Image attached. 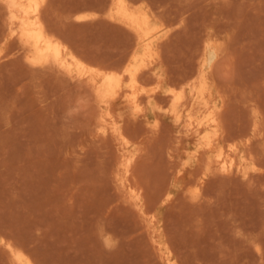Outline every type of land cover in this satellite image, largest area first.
Returning a JSON list of instances; mask_svg holds the SVG:
<instances>
[{
    "label": "rangeland",
    "instance_id": "rangeland-1",
    "mask_svg": "<svg viewBox=\"0 0 264 264\" xmlns=\"http://www.w3.org/2000/svg\"><path fill=\"white\" fill-rule=\"evenodd\" d=\"M112 2L46 0L42 17L76 60L119 73L141 48ZM127 2L161 35L141 111L31 61L0 0V264H264V0ZM210 111L216 127L188 128Z\"/></svg>",
    "mask_w": 264,
    "mask_h": 264
},
{
    "label": "bare ground",
    "instance_id": "bare-ground-1",
    "mask_svg": "<svg viewBox=\"0 0 264 264\" xmlns=\"http://www.w3.org/2000/svg\"><path fill=\"white\" fill-rule=\"evenodd\" d=\"M6 1L12 3L11 14L14 25L12 31L32 50L33 57L30 58L31 61L41 65L53 61L68 72H75L79 77L86 78L91 82L106 100L118 99L117 97L122 95L123 92L124 94L127 92L128 101H126L129 102V105L131 103L134 106L133 109L139 108L141 95L142 97L144 95L142 94L144 89L141 86L140 73L147 63L152 60L155 42L161 36L159 35V27L153 24L149 12L143 9L135 10L131 8L127 0H113L111 5L112 18L124 23L138 36L141 50L135 53L130 51L133 55L129 53L131 58L125 61L123 71L107 73L96 67H87L82 61L76 60L58 37H55L53 33V35L51 34L42 17L46 0ZM133 46L135 45L133 44ZM199 92L200 105L205 106L207 104L206 86L203 85ZM182 99V95H177L174 100L175 104H180ZM214 127H216L214 111H210L201 120L190 118L188 123V128L193 132L209 130ZM203 139V147L207 150H214V141L209 132L205 134ZM216 162L223 172H228L233 167V162L224 160L221 152L217 154ZM17 259L19 264H35L24 255H20ZM166 259L169 264H175L169 256Z\"/></svg>",
    "mask_w": 264,
    "mask_h": 264
}]
</instances>
